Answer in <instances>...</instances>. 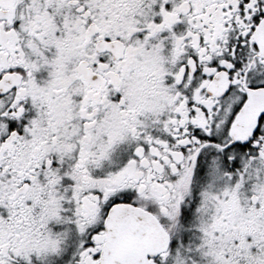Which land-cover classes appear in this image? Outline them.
Returning a JSON list of instances; mask_svg holds the SVG:
<instances>
[{"label": "flooded vegetation", "instance_id": "af4514ba", "mask_svg": "<svg viewBox=\"0 0 264 264\" xmlns=\"http://www.w3.org/2000/svg\"><path fill=\"white\" fill-rule=\"evenodd\" d=\"M225 155L264 163V0H0V264H98L130 206L161 264Z\"/></svg>", "mask_w": 264, "mask_h": 264}, {"label": "rangeland", "instance_id": "374dc122", "mask_svg": "<svg viewBox=\"0 0 264 264\" xmlns=\"http://www.w3.org/2000/svg\"><path fill=\"white\" fill-rule=\"evenodd\" d=\"M198 168L185 225L161 264H264V163L225 155Z\"/></svg>", "mask_w": 264, "mask_h": 264}, {"label": "water", "instance_id": "95a60500", "mask_svg": "<svg viewBox=\"0 0 264 264\" xmlns=\"http://www.w3.org/2000/svg\"><path fill=\"white\" fill-rule=\"evenodd\" d=\"M250 119L242 114L232 129L233 140L249 138L254 124H246ZM258 196L251 195L256 203ZM115 227L109 230V239L98 264H154L153 259L167 251L171 245V235L151 212L130 206L117 211L109 220Z\"/></svg>", "mask_w": 264, "mask_h": 264}]
</instances>
